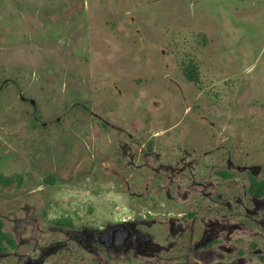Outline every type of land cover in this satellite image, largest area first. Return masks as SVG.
<instances>
[{"label": "rangeland", "instance_id": "rangeland-1", "mask_svg": "<svg viewBox=\"0 0 264 264\" xmlns=\"http://www.w3.org/2000/svg\"><path fill=\"white\" fill-rule=\"evenodd\" d=\"M263 119L264 0H0V173L22 177L0 184L16 242L0 264L35 254L49 221L179 209L140 145L225 132L264 161Z\"/></svg>", "mask_w": 264, "mask_h": 264}, {"label": "flooded vegetation", "instance_id": "flooded-vegetation-1", "mask_svg": "<svg viewBox=\"0 0 264 264\" xmlns=\"http://www.w3.org/2000/svg\"><path fill=\"white\" fill-rule=\"evenodd\" d=\"M222 134L201 144L147 141L138 148L136 166L151 170L147 186L156 180L179 209L98 224L49 221L54 235L37 238L35 254L21 264H264V161L252 160L249 141Z\"/></svg>", "mask_w": 264, "mask_h": 264}, {"label": "trees", "instance_id": "trees-1", "mask_svg": "<svg viewBox=\"0 0 264 264\" xmlns=\"http://www.w3.org/2000/svg\"><path fill=\"white\" fill-rule=\"evenodd\" d=\"M183 75L190 82H194V83L198 82L197 68L196 65L192 63H189L185 65V67H183ZM21 179L22 177L20 175L10 176V175H3L0 173V184L4 186H9L14 182H16V184H21ZM45 180L50 183L54 182L52 175L46 177ZM63 219L64 221H67L69 218H63ZM2 225L3 222L0 219V252L4 251L7 248V246H11V247L15 246V241L13 237L8 232L3 230Z\"/></svg>", "mask_w": 264, "mask_h": 264}]
</instances>
